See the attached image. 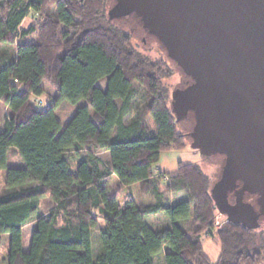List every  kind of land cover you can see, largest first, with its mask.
Segmentation results:
<instances>
[{"label": "trees", "instance_id": "trees-1", "mask_svg": "<svg viewBox=\"0 0 264 264\" xmlns=\"http://www.w3.org/2000/svg\"><path fill=\"white\" fill-rule=\"evenodd\" d=\"M107 11L106 0H0V104L11 114L3 127L0 121V150H13L20 160L17 184L0 188V249L9 237L0 264H154L165 248V264L264 263L263 232L224 217L217 222L200 165L179 162L174 176L153 172L160 154L183 149L187 138L177 130L163 84L172 70L138 52ZM43 82L57 93L44 107L37 99L46 92ZM64 101L83 105L63 126L55 111ZM85 149L107 151L110 169L87 154L72 171L68 155ZM112 175L126 187L140 184L155 203L119 206V189L106 184ZM175 193L185 198L165 205ZM46 196L54 205L38 217ZM160 213L169 228L145 223ZM32 220L24 250L22 228ZM203 234L220 245L215 263L203 252Z\"/></svg>", "mask_w": 264, "mask_h": 264}, {"label": "water", "instance_id": "water-1", "mask_svg": "<svg viewBox=\"0 0 264 264\" xmlns=\"http://www.w3.org/2000/svg\"><path fill=\"white\" fill-rule=\"evenodd\" d=\"M189 79L171 93L176 122L204 157H221L211 199L231 224L264 220V0H114ZM251 200V202H248Z\"/></svg>", "mask_w": 264, "mask_h": 264}, {"label": "rangeland", "instance_id": "rangeland-1", "mask_svg": "<svg viewBox=\"0 0 264 264\" xmlns=\"http://www.w3.org/2000/svg\"><path fill=\"white\" fill-rule=\"evenodd\" d=\"M114 5V0H106V9H108L107 13L111 11L112 7ZM30 17L29 14L27 18L24 21V26L26 27L30 23ZM110 21L117 27H119L121 30L129 33L132 37V45L136 48L138 52L146 56L148 59H150L151 62H158L162 64H167L169 68L172 70V74L169 78L163 81V84L168 92V104L169 109H172L171 104V93L176 89H181L185 87L190 81L187 79L181 71L177 68L175 64H173L167 57V54L163 47L160 45V43L148 33L143 28V25L141 21L135 16L130 15L126 17H112ZM33 39V38H32ZM34 39L32 40V42ZM15 43H11V47H13ZM105 80H102L100 84H104ZM42 86L45 89V94L38 97L37 99L41 101V106L44 107L46 105V101H54V99L57 96V93L55 89L49 85L46 82L42 83ZM83 105L82 102H79L77 104H70L66 101L61 102L58 104V107L55 111L57 118L61 122V124L64 126L66 125L74 113L76 112L77 108L79 106ZM7 114V115H6ZM11 114L8 111L1 110L0 109V121H1V127H3L6 123L5 120H7L8 117H10ZM146 125L148 126L150 132L155 134V125L153 123V120L149 117L146 119ZM192 126V118L188 117V119H185L183 121L178 122L177 124V130L179 133H185V135H188V133L191 130ZM87 154H91L92 156H95L98 158L101 162L100 167L102 169L109 170L110 169V159L109 154L104 149H85L83 151H80V153L74 154L70 153L68 156L71 158V164H72V171L74 170L76 166V161L78 159L86 156ZM221 157L218 156H212V157H204L199 151L194 149L191 145V140L189 137L185 139V147L181 150H167L163 151L158 161L153 166V172L156 174H163L164 176H174L177 173V167L179 162L183 163H195L200 165L203 173L208 176L210 179V185L214 183L219 176L220 173V164H221ZM20 165L19 156L15 151H1L0 152V188L4 187L6 183H9L10 185H16V177L14 174V170L17 166ZM106 184L110 187H114L119 189V196H118V204L119 206L123 207L129 200H132L136 203L137 206H147L152 205L155 203L156 199L153 195L146 194L142 190V187L140 184H133L130 186H124L114 175L109 177L106 180ZM75 186H71V188L66 187V190L69 192L74 191ZM185 198V194L183 193H175L168 195L167 199H165V205H173L176 202L183 200ZM54 204L51 201V198L49 196H46L41 201V205L39 208L38 217H45L48 213V211L51 209V207ZM217 222H222L224 220L223 217L217 216ZM35 221L32 220L29 224H27L24 228V234H23V241H24V250H28L30 245V239L31 235L35 226ZM145 223L149 225L153 229H163V228H169L170 222L167 219V217L160 213L154 216H149L145 219ZM100 227L102 228L104 226L103 221H100ZM218 226V223H216V227ZM185 228H189L188 224H184ZM258 232L264 233V220L260 221V228L258 229ZM202 243H203V252L205 256L208 258V260L211 263H215L220 255V245L219 243L214 240L212 237H209L207 234L202 235ZM91 247H93V250L97 246L98 242V234L96 231L91 233L90 238ZM9 249V237L3 236L2 245L0 249V260H4L7 257ZM168 251L167 248L163 249V253L161 252L160 255L155 258V260L162 261V258H165V254ZM95 253V252H94ZM5 264V262L3 263ZM264 264V263H262Z\"/></svg>", "mask_w": 264, "mask_h": 264}, {"label": "crops", "instance_id": "crops-1", "mask_svg": "<svg viewBox=\"0 0 264 264\" xmlns=\"http://www.w3.org/2000/svg\"><path fill=\"white\" fill-rule=\"evenodd\" d=\"M0 109L1 110H3L4 109V111H6L7 110V108L3 105V104H0ZM7 115V114H6ZM1 151H3V150H0V152ZM6 150H4V152H5ZM20 161V160H19ZM30 223V222H29ZM28 223V224H29ZM26 226V225H25ZM25 226L22 228V233L24 234V228H25ZM163 253V252H162ZM160 255V254H159ZM158 255V256H159ZM158 256H156L155 258H157ZM155 258H154V264H165V258H162V261H159V260H155Z\"/></svg>", "mask_w": 264, "mask_h": 264}, {"label": "flooded vegetation", "instance_id": "flooded-vegetation-1", "mask_svg": "<svg viewBox=\"0 0 264 264\" xmlns=\"http://www.w3.org/2000/svg\"><path fill=\"white\" fill-rule=\"evenodd\" d=\"M248 202H251V200H248Z\"/></svg>", "mask_w": 264, "mask_h": 264}]
</instances>
